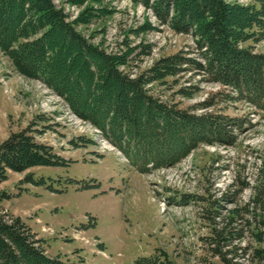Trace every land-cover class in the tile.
I'll return each instance as SVG.
<instances>
[{"label": "rangeland", "instance_id": "rangeland-1", "mask_svg": "<svg viewBox=\"0 0 264 264\" xmlns=\"http://www.w3.org/2000/svg\"><path fill=\"white\" fill-rule=\"evenodd\" d=\"M53 2L74 22L92 7L95 17L76 28L108 52L141 45L122 66L133 77L179 51L204 60L192 35L160 23L137 0ZM244 46L264 53V38ZM147 88L197 114L242 118L236 141L201 143L177 164L142 173L63 97L21 73L0 49V143L31 125L37 141L67 160L10 171L0 184V195H8L0 213L20 216L47 254L61 255L68 264H134L144 256L157 257L160 264H206L220 263L221 254L236 263L260 264L252 251L264 246L256 238L264 230V206L253 201L264 193V110L232 98L231 87L191 69ZM214 97L213 106L200 108Z\"/></svg>", "mask_w": 264, "mask_h": 264}, {"label": "trees", "instance_id": "trees-1", "mask_svg": "<svg viewBox=\"0 0 264 264\" xmlns=\"http://www.w3.org/2000/svg\"><path fill=\"white\" fill-rule=\"evenodd\" d=\"M137 1L151 8L160 23L192 35L204 60L179 51L133 77L122 66L141 45L106 51L76 28L77 23L87 24L95 17L92 7L74 22L53 0H0V49L21 73L43 80L146 173L177 164L201 143L231 145L237 139L235 130L242 126L240 117L212 111L197 114L168 104L149 92V83L191 69L231 87L236 94L229 95L232 98L264 110V53L244 46L264 38V0L247 5L229 0ZM215 102L211 98L200 108ZM33 130L30 125L14 131L0 143V184L10 171L66 164L52 146L36 140ZM27 181L35 182L30 177ZM7 196L1 194L0 201ZM263 198L260 192L253 202L264 206ZM223 233L229 235L228 230ZM256 238L264 244V230ZM42 241L20 216L0 213V264H68L61 255L47 254ZM252 252L263 264L264 246ZM221 255L220 263L206 264H240ZM160 263L157 257L147 256L134 262Z\"/></svg>", "mask_w": 264, "mask_h": 264}]
</instances>
